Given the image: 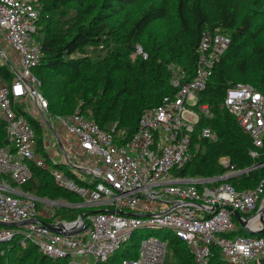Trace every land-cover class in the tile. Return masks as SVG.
Wrapping results in <instances>:
<instances>
[{
    "label": "built area",
    "instance_id": "2783aa9c",
    "mask_svg": "<svg viewBox=\"0 0 264 264\" xmlns=\"http://www.w3.org/2000/svg\"><path fill=\"white\" fill-rule=\"evenodd\" d=\"M39 15L33 0H0V62L14 73L11 84L0 80V117L9 141L0 148V222L16 224L0 226V244L12 239L31 241L49 257L69 264H90L77 258L104 263L137 230H169L185 242L195 264H208L214 248H219L230 264H262L264 235L259 233L264 232V175L250 189H238L226 180L264 170V159L245 171L231 169L221 177L175 175L191 161L195 137L218 139L208 127L198 131L202 116H211L208 105H198V97L228 49L230 37L204 32L191 78L183 67L171 65L176 94L145 110L137 132L124 144L116 143L112 133L101 129L91 113L84 115L79 108L72 115L57 117L63 138L59 139L58 133L55 138L67 159L64 163L87 183L82 185L63 170L52 168L37 151L36 133L18 109L30 98L43 118L49 108L39 91L41 81L34 74L43 56L36 36ZM222 107L251 137L250 156L254 160L264 158V94L250 84L237 82L227 89ZM64 143L76 158L84 159L85 167L68 157ZM48 153L54 164L60 163L50 149ZM225 159H220L222 164ZM33 168L49 171L56 186L77 195L80 202L50 200L25 191L22 187L34 177ZM74 169L92 175L93 180L78 176ZM42 203L54 211L62 207L84 211L76 220L64 221L56 212L44 216ZM32 220L36 222L24 224ZM48 224L61 227V232ZM166 246L164 238L146 237L137 256L124 258L121 264H165L162 250Z\"/></svg>",
    "mask_w": 264,
    "mask_h": 264
},
{
    "label": "trees",
    "instance_id": "16d2710c",
    "mask_svg": "<svg viewBox=\"0 0 264 264\" xmlns=\"http://www.w3.org/2000/svg\"><path fill=\"white\" fill-rule=\"evenodd\" d=\"M33 1L40 10L36 36L43 56L34 74L41 81V93L49 106L48 98L56 100L59 116L72 115L78 108L84 115L91 113V118L101 129L111 132L118 144L126 143L137 132L145 110L160 105L164 97L176 94L171 84V65L183 67L190 78L193 77L206 30L229 36L228 49L215 64L206 89L198 97V105L205 104L211 109L210 117L202 116L198 131L208 127L218 139L195 137L191 161L176 170L175 175L221 177L231 169L245 171L264 159L254 160L250 156L251 137L222 107L227 89L237 82L250 84L264 94V44L258 39L262 30L254 23L253 16L240 18L235 6L238 0H174L178 27L162 35L155 34L152 26L168 17L169 6L165 0L148 3L145 0ZM0 79L8 84L13 81L14 73L7 65L0 66ZM23 106L19 104L18 109L36 133L37 151L48 159L52 168L61 169L78 183L87 185L70 172L67 164H54L49 159L48 147L43 144L44 125L24 112ZM5 127L0 117V148L9 145ZM222 158L228 159L227 166L221 163ZM33 171L32 180L22 187L25 191L40 197L37 191L48 189L53 191L54 198L66 197L65 200L80 202L77 195L57 187L49 171L39 168ZM263 175L264 170L257 169L226 181L238 189H250ZM11 184L16 186L14 182ZM57 210H62L72 220L84 211ZM259 235L263 236L264 232ZM170 236L166 233L164 237ZM173 236L167 247L177 262L170 264H195L185 242ZM131 239L107 262L100 264H121L124 258L137 256V253L132 254L134 242ZM4 244H0V251L5 250ZM29 250L30 255L29 251L19 248H12V253L19 264H68L67 260L49 257L35 244ZM213 252L208 264H230L219 248H214ZM31 256L33 258L26 262Z\"/></svg>",
    "mask_w": 264,
    "mask_h": 264
},
{
    "label": "rangeland",
    "instance_id": "374dc122",
    "mask_svg": "<svg viewBox=\"0 0 264 264\" xmlns=\"http://www.w3.org/2000/svg\"><path fill=\"white\" fill-rule=\"evenodd\" d=\"M149 1L150 0H145L146 3H148ZM165 4H167L169 6L168 17L164 20L157 21L153 24L152 27H153V32L155 34H161V35L166 34L168 32L175 30L178 27V22H177L176 13H175L176 7L174 4V0H165ZM235 6L238 10V14H239L240 18H242L244 16H248V15H251L254 17V23L256 24V26L258 28H261V30H262L261 33L259 34L258 39H259V41H261L264 44V0H238L236 2ZM259 8L261 10L257 11L256 9H259ZM248 45L246 46V50L248 48ZM1 60L4 61L3 59H1ZM0 64L2 65L3 62H0ZM39 91L42 92L40 88H39ZM48 99L50 101V106L48 108V112L46 113L45 117L49 121L50 125L54 128V131L56 133H58V138L59 139L63 138V134L59 135L62 133L63 129L61 128L59 121H57V117L59 116V110L57 107L56 100H54L52 98H48ZM24 105L25 106H23V107L26 110V112L29 113L33 118L39 120L44 125L43 144H45L48 147V149H50V152L56 156V161L60 162V163H64L65 161H67L64 153L62 151H60V146H59V144L55 138V136H56L55 132L48 128V126L46 124V120H45V118H43V116L39 112V109L37 107V104L35 103V100L33 98H30L29 100L26 101V103ZM64 146L66 147V152H67L69 158L76 160L81 166H84V167L86 166L83 158H76V156H74L73 152L70 150L69 146L66 143H64ZM227 163H228V159L226 158L224 160V166H227ZM73 171L78 176L85 178V180L92 181L94 178L92 175L88 176L87 174L81 173L80 171H78L76 169H74ZM233 178H240V177L235 176ZM37 194L42 198H47L50 200H65L66 199V197L54 198L55 195H54L53 191H50L48 189H39L37 191ZM63 208L64 207H62V209ZM40 209L42 210V213L44 214V216L49 217L50 214L56 212V214L62 220L73 221L72 218L69 217L67 214L65 216V214L62 212V210H55L54 211V209L49 208L48 206H46L43 203L41 204ZM76 219L77 218H75L74 220H76ZM48 220H52V219L49 218ZM152 232H154V233H152ZM166 233H169L171 236L169 238L164 237ZM149 236H157L158 238H161V239L164 238L166 243L169 242L171 237H174L172 232H170L169 230H162V231H152V230H148V229L137 230L133 234V237H132L133 242H134L133 248H132V254H136L138 252L141 240L146 238V237H149ZM3 243H5L4 244L5 250L0 251V264H19L17 262L18 261L17 258L14 257L15 254L12 253V248L13 249L19 248L21 251H29L30 252L29 255L31 254V250H29L31 248V245H33V243L31 241H29V242L23 241L22 242V240H21V242H19V241H17V239H12L10 241H8V240L4 241ZM38 250H40V249L38 248ZM162 252L164 255L165 264L177 262V259L174 257L170 248H168L166 246L163 248ZM32 258L33 257L31 256L30 259L26 260V262H28ZM76 260L79 262H84V263L100 264V263H96L91 258L84 259V260L77 258Z\"/></svg>",
    "mask_w": 264,
    "mask_h": 264
},
{
    "label": "water",
    "instance_id": "95a60500",
    "mask_svg": "<svg viewBox=\"0 0 264 264\" xmlns=\"http://www.w3.org/2000/svg\"><path fill=\"white\" fill-rule=\"evenodd\" d=\"M33 90V89H32ZM45 118V120H46V124H47V126H48V128L50 129V130H52V131H54V128L50 125V123H49V121L47 120V118L46 117H44ZM55 132V131H54ZM55 135L57 136V133L55 132ZM234 176H230L229 178H227V179H230V178H233ZM261 214H262V216H261V220H262V223L264 224V217H263V214H264V207H263V209L261 210ZM83 215H85V214H83ZM235 217H236V219L238 220V221H240L241 222V216H240V214L238 213V212H235ZM31 222H36V220H32V221H28V222H24V224H28V223H31ZM0 226H16V224H4V223H1L0 222ZM48 227L50 228V229H52V230H54V231H56V232H61V227H55V226H52V225H49L48 224ZM251 234H256V232L254 233V232H251Z\"/></svg>",
    "mask_w": 264,
    "mask_h": 264
}]
</instances>
